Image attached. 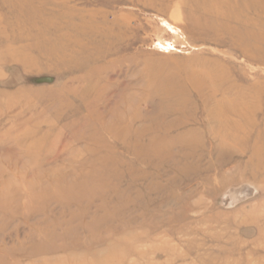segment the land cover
I'll return each mask as SVG.
<instances>
[{"label": "rangeland", "instance_id": "374dc122", "mask_svg": "<svg viewBox=\"0 0 264 264\" xmlns=\"http://www.w3.org/2000/svg\"><path fill=\"white\" fill-rule=\"evenodd\" d=\"M0 264H264V0H0Z\"/></svg>", "mask_w": 264, "mask_h": 264}]
</instances>
